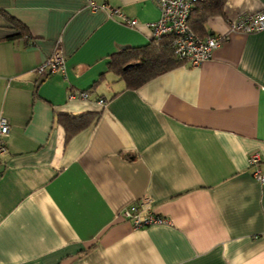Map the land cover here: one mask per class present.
<instances>
[{
  "label": "crops",
  "instance_id": "crops-1",
  "mask_svg": "<svg viewBox=\"0 0 264 264\" xmlns=\"http://www.w3.org/2000/svg\"><path fill=\"white\" fill-rule=\"evenodd\" d=\"M97 2L137 25L86 0H0V264H264V30L230 31L264 0H226L211 59L137 88L110 61L151 43L161 10ZM57 49L65 70L39 78ZM82 113L67 140L59 115ZM144 198L163 221L136 228L122 213Z\"/></svg>",
  "mask_w": 264,
  "mask_h": 264
},
{
  "label": "built area",
  "instance_id": "built-area-1",
  "mask_svg": "<svg viewBox=\"0 0 264 264\" xmlns=\"http://www.w3.org/2000/svg\"><path fill=\"white\" fill-rule=\"evenodd\" d=\"M92 10H106L110 16H117L127 24L137 25L136 18H129L120 7L111 6L108 2L98 3L97 0H86ZM161 10L159 20L149 23L153 30L154 39H161L164 36L172 35V49L174 54L184 63L191 66H199L203 62L211 59L215 49H217L225 39L220 34H208L201 36L190 26L189 17L200 0H154ZM264 30V9L257 13L242 15L238 19L230 22V31H242L253 33ZM66 58L60 50H55L53 54L42 62L36 69L39 78H47L58 71H64ZM77 95H71L75 97ZM82 98H88L89 93L82 91L79 93ZM106 104L107 100H98ZM11 125L7 117L0 118V155L8 151L7 137L10 134ZM261 160V155L257 152L251 154L249 163L256 166ZM257 179L264 183V174L258 169L254 172ZM151 200L144 198L126 208L122 217L131 221L136 228L145 227L152 223L161 222L159 217L151 208Z\"/></svg>",
  "mask_w": 264,
  "mask_h": 264
},
{
  "label": "trees",
  "instance_id": "trees-1",
  "mask_svg": "<svg viewBox=\"0 0 264 264\" xmlns=\"http://www.w3.org/2000/svg\"><path fill=\"white\" fill-rule=\"evenodd\" d=\"M225 2L226 0H200L189 17L193 31L205 36L207 20L214 15L223 14ZM173 39L172 35H167L161 39H154L145 46L121 51L113 55L110 61L111 68L125 79L128 87L137 88L150 79L184 63L174 54ZM128 63L134 64L125 69ZM58 119L64 126L66 138L69 140L87 127L93 117L91 113L60 114Z\"/></svg>",
  "mask_w": 264,
  "mask_h": 264
},
{
  "label": "water",
  "instance_id": "water-1",
  "mask_svg": "<svg viewBox=\"0 0 264 264\" xmlns=\"http://www.w3.org/2000/svg\"><path fill=\"white\" fill-rule=\"evenodd\" d=\"M134 63H128L124 68L127 69L128 67L133 66Z\"/></svg>",
  "mask_w": 264,
  "mask_h": 264
}]
</instances>
